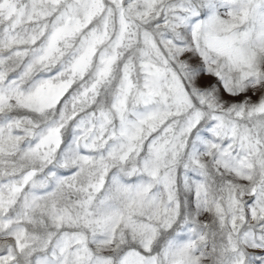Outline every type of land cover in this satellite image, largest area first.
Masks as SVG:
<instances>
[{
    "label": "snow or ice",
    "instance_id": "snow-or-ice-1",
    "mask_svg": "<svg viewBox=\"0 0 264 264\" xmlns=\"http://www.w3.org/2000/svg\"><path fill=\"white\" fill-rule=\"evenodd\" d=\"M0 264H264V0H0Z\"/></svg>",
    "mask_w": 264,
    "mask_h": 264
}]
</instances>
